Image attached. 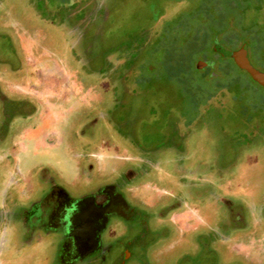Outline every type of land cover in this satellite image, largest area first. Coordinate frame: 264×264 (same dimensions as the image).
<instances>
[{
    "label": "rangeland",
    "instance_id": "374dc122",
    "mask_svg": "<svg viewBox=\"0 0 264 264\" xmlns=\"http://www.w3.org/2000/svg\"><path fill=\"white\" fill-rule=\"evenodd\" d=\"M219 12L221 22L215 26L200 15L217 19ZM242 15L250 19L241 26ZM11 20L32 35L41 29V40L47 32L45 44L52 49L46 52L70 59L72 51L88 67L95 86L89 90L95 100L101 91L109 104L94 107L103 124L97 135L119 147L114 155L120 159H103L105 172L126 164L125 156L150 151L162 175L170 176L159 186L177 189L180 176L175 170H185L178 181L185 196L199 194L205 202L199 217L219 225V235L212 233L204 245L226 236L232 226L215 198L232 203L239 212L234 200L244 203L245 217L253 220L252 231L244 237L253 244L241 253L247 260L220 244L218 250L215 244L207 248L211 254L202 249L195 257L198 250L187 239L160 264H264V89L214 48L218 44L233 53L247 44L251 65L264 72V0H0V75L24 65L14 30L5 29ZM19 37L26 50L29 40ZM199 61L213 66L199 69ZM239 81L247 83L246 91L240 90ZM3 111L13 110L1 104L0 115ZM55 115L43 122H52ZM76 121L73 117L68 125L58 126V134H63L53 148L27 149L21 159L7 162L14 174L9 185L0 163V264H57L60 234L40 227L26 230L21 220L32 200L41 201L51 185L73 196L90 188L74 169L75 154H83ZM96 146L85 152L109 156L107 149ZM17 170L30 173L32 191L27 197L16 192L21 186ZM102 175L95 174L90 184L99 185L105 180ZM186 210L196 214L193 208ZM215 211L222 214L220 219H212ZM183 248L193 256L181 257Z\"/></svg>",
    "mask_w": 264,
    "mask_h": 264
},
{
    "label": "flooded vegetation",
    "instance_id": "af4514ba",
    "mask_svg": "<svg viewBox=\"0 0 264 264\" xmlns=\"http://www.w3.org/2000/svg\"><path fill=\"white\" fill-rule=\"evenodd\" d=\"M13 21L5 29L14 30L18 43L16 51L24 58V65L20 63L10 74L0 75V105L13 110L12 113L3 111L4 115H0L1 167L8 174V181H13L14 174L7 162L21 159L30 149L41 152L45 146L53 148L59 144L57 136L63 134V130H60L61 135L58 134V126L63 128L76 117L75 127L81 137V141L76 143L81 146L83 154H75L74 169L76 177L80 174L83 177L80 180L90 186L85 192L73 196L64 188L51 185L41 201L32 200L31 207L22 214L24 219L21 224L26 230L40 227L47 233L60 234L57 264H160L163 257L185 246L187 239L189 246L198 250L195 257H200L202 249L211 254L208 251L210 246L215 244L218 250L220 244L225 250L247 260L248 255L241 253L253 244L250 242L248 245L244 238L252 231L250 224L253 220L245 217L243 202L234 200L238 205L236 209L240 208L239 212L234 211L232 203L225 204L221 197L215 198L216 205L224 206L232 226L226 236H219L220 240H210L204 245L202 242L212 233L219 235L216 233L219 225L199 217V208L205 206L199 194H194L192 198L185 196L182 182H178L185 175V170H175L180 176V179L176 178L177 182L174 180L177 189L159 186L170 176L162 175L158 160L150 151L133 157L125 156L123 162L126 164L120 162L118 167L109 166L105 172L103 159H120L114 155L119 147L99 139L97 135L103 124L99 120L100 111H94V107L102 105L103 109L109 104L101 91L98 94L100 97L95 100L93 91L89 90L95 86L88 79L91 78L88 67L83 62L79 63L72 51L71 60L64 55L59 57L56 51L55 54L46 52V49H52L45 44L47 32L41 40V29H37L39 34L32 35L27 29L19 27L16 21L18 27H15ZM20 35L29 40L26 50ZM109 100L111 104L112 99ZM55 114L57 117L52 122H43ZM7 117L9 119L5 120ZM94 145L107 149L109 156L101 151L99 154L85 152ZM82 158L84 165L78 161ZM93 161L95 165L91 163ZM175 166H181V162ZM27 172L19 173L17 170L21 186L16 187L17 194L26 197L32 191L30 173ZM100 173L105 180L99 185L90 184L91 178ZM188 199H191L190 202ZM190 208L196 210V214L188 215L186 209ZM213 214L212 219H220L222 215L217 211ZM220 228L223 229V226ZM25 244L28 247L32 243ZM188 254L191 255L190 251L183 248L181 257L186 258Z\"/></svg>",
    "mask_w": 264,
    "mask_h": 264
},
{
    "label": "water",
    "instance_id": "95a60500",
    "mask_svg": "<svg viewBox=\"0 0 264 264\" xmlns=\"http://www.w3.org/2000/svg\"><path fill=\"white\" fill-rule=\"evenodd\" d=\"M221 54L223 56H227L229 58H232L235 64L243 70L250 79L256 83L258 86L262 87L264 89V72H260L256 70L250 63L248 58V51H247V45L243 44L240 49H238L235 52H228L225 50H220ZM196 66L199 69H204L213 66L212 62H203L199 61Z\"/></svg>",
    "mask_w": 264,
    "mask_h": 264
},
{
    "label": "trees",
    "instance_id": "16d2710c",
    "mask_svg": "<svg viewBox=\"0 0 264 264\" xmlns=\"http://www.w3.org/2000/svg\"><path fill=\"white\" fill-rule=\"evenodd\" d=\"M223 5V4H222ZM230 5V4H229ZM228 4H225L224 6L226 7V8H228V7H230ZM183 8H185V7H183ZM182 8V9H183ZM201 16L203 15L211 24H213L214 26L215 25H217L219 22H221V15H222V12H219L218 13V18L217 19H211V17H209V15H207V14H200ZM200 15H197V16H195V18L196 17H198V16H200ZM249 19H250V16L249 15H242V17H241V19H240V24L239 25H245L248 21H249ZM220 24V23H219ZM240 30H242L241 28H240ZM242 31H245V30H242ZM201 35H203V32H201V34H200V36ZM200 36H199V38H200ZM247 45V44H246ZM216 50L217 49H219V50H221L220 49V46L218 45V44H215V47H214ZM248 48V47H247ZM190 49H193V48H190ZM190 51V50H189ZM239 83V88H240V90L241 91H246L247 90V83L244 81H239L238 82ZM238 86V85H237ZM244 103H242L241 105H243Z\"/></svg>",
    "mask_w": 264,
    "mask_h": 264
}]
</instances>
